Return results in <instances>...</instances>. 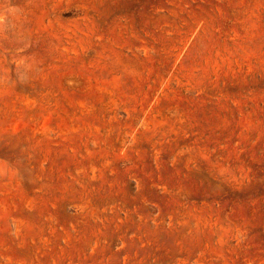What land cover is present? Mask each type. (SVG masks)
<instances>
[{"label": "rangeland", "instance_id": "obj_1", "mask_svg": "<svg viewBox=\"0 0 264 264\" xmlns=\"http://www.w3.org/2000/svg\"><path fill=\"white\" fill-rule=\"evenodd\" d=\"M0 264H264V0H0Z\"/></svg>", "mask_w": 264, "mask_h": 264}]
</instances>
